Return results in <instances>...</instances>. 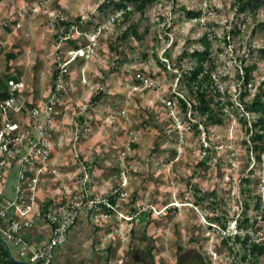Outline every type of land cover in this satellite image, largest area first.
<instances>
[{
    "label": "rangeland",
    "instance_id": "obj_1",
    "mask_svg": "<svg viewBox=\"0 0 264 264\" xmlns=\"http://www.w3.org/2000/svg\"><path fill=\"white\" fill-rule=\"evenodd\" d=\"M114 1L54 0L55 26L50 6L37 17L11 9L13 24L20 22L10 39L15 58L0 63V75L24 72L46 100L59 71L66 135L75 132L76 152L97 164L99 190L124 193L95 225L116 263L177 264L181 255L184 264H249L242 243L223 238L244 237L237 226L246 210L255 220L251 242L264 244V150L254 147H264V139L254 144L246 132L257 117L248 105L264 86V0L243 8L238 0H152L145 11L131 6L128 18L107 25L120 10ZM205 33L218 65L215 81L228 92L210 104L218 123L184 83ZM184 47L189 54L177 60ZM254 63L251 79L239 80ZM181 99L189 101L186 109ZM252 264H264V255Z\"/></svg>",
    "mask_w": 264,
    "mask_h": 264
},
{
    "label": "built area",
    "instance_id": "obj_2",
    "mask_svg": "<svg viewBox=\"0 0 264 264\" xmlns=\"http://www.w3.org/2000/svg\"><path fill=\"white\" fill-rule=\"evenodd\" d=\"M53 5L54 0H0V63L11 65L15 58L10 39L20 22L13 24L11 9L18 16L37 17L50 6L49 19L55 26L60 10ZM124 12L109 15L107 25L115 24ZM204 36L211 41L209 33ZM211 48L208 57L218 71ZM80 50L75 49L78 56L86 55ZM216 71L212 73L214 92ZM5 74L17 78L5 80L7 96L0 97V264H52L56 247L67 240L80 214L96 225L116 210V200L124 193L118 188L99 190L97 164L82 150L76 152L75 132L66 135L69 125L59 109V74L46 100H39V87L34 88L24 72L8 68ZM218 91L223 100L227 91L219 87Z\"/></svg>",
    "mask_w": 264,
    "mask_h": 264
},
{
    "label": "trees",
    "instance_id": "obj_3",
    "mask_svg": "<svg viewBox=\"0 0 264 264\" xmlns=\"http://www.w3.org/2000/svg\"><path fill=\"white\" fill-rule=\"evenodd\" d=\"M152 0H117L113 3L116 4L117 9H123L125 18H128L130 14L132 13L131 10H127L128 7H133L134 10L137 11H145L147 6ZM252 0H238L240 7L243 8L246 6V4L251 3ZM237 3V4H238ZM258 5V4H256ZM195 15H199L200 11L194 12ZM76 21H80V17L76 18ZM64 25H68V22L62 21ZM133 28V27H132ZM134 29V28H133ZM135 34L137 35V31L134 30ZM124 38L128 37V34H124ZM202 45L204 47L203 51L195 50L192 53V56L196 58V65L195 68L190 70V72L185 73L184 82L186 84V87L190 89L192 96H196V98L192 101H196L200 110L205 112L206 115H208L214 123L221 122V118L215 117V114L213 113L212 107L210 106L211 102L214 101L215 97L220 101L221 92L218 91V87H215L216 92L214 94V97L209 96L208 90H211L212 83L214 82L212 78L213 71H216V64L214 61L208 57L210 53L211 48V42L208 40L206 36L202 37ZM264 53V47L261 50ZM182 56L179 58V60L183 57L188 55V50L186 47L183 48ZM13 57V55H11ZM165 64V63H163ZM256 64L246 65L244 67V74H238L239 80H245L248 82L251 79V75L253 70L256 68ZM59 71L56 70L54 73V77L57 78ZM176 75V74H174ZM5 77V78H4ZM4 77L0 76V97L4 98L7 96L6 91V85L5 80L11 79V78H17L15 76H11L10 74H4ZM260 90L257 93V95L252 99L251 103L248 105V111H251L257 115L256 119L252 123L251 128H248L246 126V132L250 133L252 131V134L250 135L251 140L255 144L258 140L264 139V86L259 87ZM226 95H228V92H226ZM183 108L186 109L188 107V100L181 99ZM195 126H198V124H195ZM256 149L260 148L264 150V147H259L255 144L254 146ZM206 159L202 160L201 164L205 163ZM112 201L114 202V198H112ZM136 217V216H135ZM242 218H238V227L242 229H246L247 233H245L244 237L241 238L239 234H229L227 237H224L223 239L227 243L229 238H234L236 242H241L243 245V252H242V260H246L248 257H250L251 262L249 264H252V261L257 263V261L260 259L261 256L264 255V244L259 245L257 243H252V239L248 235L249 228L252 227L253 223L250 221V218L247 216V211H242ZM223 228H227V224H222ZM152 250V245L148 248V252L150 253Z\"/></svg>",
    "mask_w": 264,
    "mask_h": 264
},
{
    "label": "crops",
    "instance_id": "obj_4",
    "mask_svg": "<svg viewBox=\"0 0 264 264\" xmlns=\"http://www.w3.org/2000/svg\"><path fill=\"white\" fill-rule=\"evenodd\" d=\"M108 241L110 240L99 237L96 226L86 214H80L69 231L67 240L56 247L52 264H141L135 260L130 263H116L118 255L109 251ZM145 248L148 251L149 247ZM138 251H141V248H138ZM141 255L139 252L138 259L145 260V255Z\"/></svg>",
    "mask_w": 264,
    "mask_h": 264
},
{
    "label": "flooded vegetation",
    "instance_id": "obj_5",
    "mask_svg": "<svg viewBox=\"0 0 264 264\" xmlns=\"http://www.w3.org/2000/svg\"><path fill=\"white\" fill-rule=\"evenodd\" d=\"M151 263H152V264H155L152 260H151ZM177 264H184V263L182 262V256H181V255H180V258H179Z\"/></svg>",
    "mask_w": 264,
    "mask_h": 264
},
{
    "label": "bare ground",
    "instance_id": "obj_6",
    "mask_svg": "<svg viewBox=\"0 0 264 264\" xmlns=\"http://www.w3.org/2000/svg\"><path fill=\"white\" fill-rule=\"evenodd\" d=\"M175 204L179 206V204H177V203H175Z\"/></svg>",
    "mask_w": 264,
    "mask_h": 264
}]
</instances>
